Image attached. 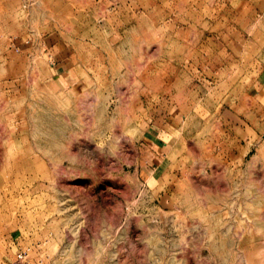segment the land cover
Here are the masks:
<instances>
[{
    "label": "rangeland",
    "instance_id": "obj_1",
    "mask_svg": "<svg viewBox=\"0 0 264 264\" xmlns=\"http://www.w3.org/2000/svg\"><path fill=\"white\" fill-rule=\"evenodd\" d=\"M264 264V0H0V264Z\"/></svg>",
    "mask_w": 264,
    "mask_h": 264
},
{
    "label": "built area",
    "instance_id": "obj_2",
    "mask_svg": "<svg viewBox=\"0 0 264 264\" xmlns=\"http://www.w3.org/2000/svg\"><path fill=\"white\" fill-rule=\"evenodd\" d=\"M21 259H22V253H18L13 264H19L21 262Z\"/></svg>",
    "mask_w": 264,
    "mask_h": 264
}]
</instances>
